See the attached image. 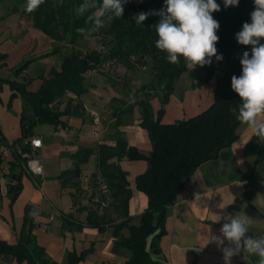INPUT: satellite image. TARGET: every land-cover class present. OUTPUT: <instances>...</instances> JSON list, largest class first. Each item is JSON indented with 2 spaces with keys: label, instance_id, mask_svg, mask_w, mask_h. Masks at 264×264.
<instances>
[{
  "label": "trees",
  "instance_id": "obj_1",
  "mask_svg": "<svg viewBox=\"0 0 264 264\" xmlns=\"http://www.w3.org/2000/svg\"><path fill=\"white\" fill-rule=\"evenodd\" d=\"M12 2L9 8L11 13H22L29 18L36 28L44 36L53 41H62L74 45L80 37L98 36L99 31H90L92 23L87 21V16L96 12L95 9L78 15V7L83 0H44V2L32 13L25 8L27 0H0V2ZM221 10L212 15L220 28L217 31L219 41L216 44L218 54L223 55V60L216 61L212 58L211 65L196 66L190 70L180 57V63L171 64L166 59L167 53L155 47L158 39L155 29L152 27L158 23V15H150L142 25L137 26L133 16L140 12H158L164 7V0H128L124 4V12L121 18H114L106 24L102 33L108 42L105 52H98L93 48L88 52L72 50L70 53H61V49L50 47V51L40 53L30 58L22 59L11 69L12 74L6 78L0 77V86L7 84L12 90L11 97L19 94L30 107V113L21 115L22 138L17 144L20 152L13 150L12 158L8 161L11 185L8 192L12 199L21 189V175L24 171L25 158L22 154L29 151V138L32 137L33 128L41 124L55 125V127H68L61 120L62 116L79 115V105H72L68 99L63 108H60V99L66 93H73L76 97L87 93L85 74L89 71L109 70V67H117L122 62H129L131 57H148L152 62L154 79L148 84L139 87L144 92L146 99L137 100L135 105L140 107L139 125L148 133L151 152L146 154L140 149L128 145L123 137H118L112 145L98 144L96 150L97 176L109 190V196L113 202L121 208L124 220L115 225L114 248L123 247L130 251L129 258L124 264H157L152 255L159 252V239L166 232L164 224L166 211L174 202L176 195L183 190V186L191 179L197 167L216 156L231 146L237 138L236 131L241 124L230 111L238 106L241 101L238 95L231 89V77H239L242 73L240 59L244 51L250 52V47L239 45L235 34L242 28L244 22L250 21V13L254 10V0H240L238 6L224 7V0H216ZM78 29H85L84 32ZM61 54L60 68L51 67L48 76H41V84L37 90L28 89L32 79L23 76V72L29 64L37 59ZM7 53H0V69L5 67ZM107 61L112 62L108 68ZM106 68V69H105ZM107 71H103L106 72ZM189 75V85L192 89L200 88L215 79V92L213 102L208 108L196 113L195 116L173 123H162L161 115L168 103L169 96L178 88V92L187 87L185 81H181L183 74ZM21 76L23 80L17 79ZM151 96L161 93L162 108L154 114L149 103ZM132 109V105L128 107ZM247 149L256 152V161L264 160V143L252 136ZM87 151L83 150L73 155L75 164L72 169L61 173L63 185L72 178H78L80 165L84 161ZM0 156V161H1ZM145 160L146 169L135 178V187L147 197V206L140 214L138 225H128V237L123 236L118 229L130 220L127 214L128 200L131 196L127 175L120 168L119 161ZM244 182V199L250 201L257 188V180L261 179L257 174H245L241 177ZM71 180V179H70ZM76 184V182L74 183ZM240 201H238L239 203ZM38 211L31 204H27L24 210L23 227L18 234L15 244H9L0 238V259L12 258L18 263L26 264H59L47 257L45 249L41 248L30 231L35 226L34 218L30 213ZM87 224L98 227L96 219L91 214L87 216ZM101 228V227H98ZM151 237L148 245L147 240ZM89 251L66 254V264H78Z\"/></svg>",
  "mask_w": 264,
  "mask_h": 264
},
{
  "label": "crops",
  "instance_id": "obj_2",
  "mask_svg": "<svg viewBox=\"0 0 264 264\" xmlns=\"http://www.w3.org/2000/svg\"><path fill=\"white\" fill-rule=\"evenodd\" d=\"M30 35L31 33L27 31L22 32L20 38H14L18 47L11 43L7 49L1 48L3 43L0 40V53H7L4 61L6 66L0 69V77L6 78L12 74L11 69L18 64L9 62L11 53H14L13 48L22 50V47H25L23 41L25 39L29 41L32 37ZM44 38L52 42V39L46 36ZM29 47L31 50L36 49L35 42ZM49 58L37 59L23 72L24 76L25 73H30L33 67L36 69L41 67L42 73L29 74L32 81L28 89L36 84V87L30 90H37L41 84L40 77L47 76L53 64H49L50 61H47ZM60 61L58 60L59 63ZM36 62H44L45 66H39ZM53 67L58 69L55 64ZM99 75L95 73L94 76ZM17 79L23 80L21 76ZM209 81L196 89L187 86L178 92V88L175 87L164 107L162 116L164 123L193 117L208 108L214 101L216 88L215 79ZM100 87L92 82L87 89L88 92L80 97L70 92L66 93L67 100L72 99L73 106L81 107L79 115L61 117V120L68 124L67 128L63 129L55 125H41L38 131H36L38 125L33 128L32 136L42 137L40 156L44 164V173L37 182L23 172L20 177L21 189L13 199L12 194L8 192L11 185L8 179V161L11 160L12 155L0 154L2 158L0 238L9 244L17 242L18 234L24 224L25 206L31 204L38 211V215L34 218L35 226L30 233L35 237L36 243L45 249L47 257L59 264H66V254L72 251L78 254L89 251L78 264H124L130 255L129 250L123 247L115 249L113 246L115 225L124 220L121 208L112 201L109 193L100 190L99 182L97 188H92L88 180L93 177L92 175L97 174L95 167L97 145L101 143L113 145L118 137L125 138L129 143L126 130L129 125H133L131 114L136 111L139 112L137 121L138 119L140 121V107L135 105L136 101L121 97L116 90L110 93L107 86ZM11 93L12 90L8 85L0 86V143L12 142V150L21 151L17 142L22 138L20 118L23 110L17 107V110L12 112L9 108L11 106L15 109L16 102H21L22 99L19 94L11 97ZM65 103L59 104L60 108H63ZM130 104L132 109L123 111ZM91 112L98 121L94 122ZM236 135L237 138L231 146L224 148L216 158L197 167L191 179L183 186V190L167 208L164 224L166 232L159 239V252L152 255V259L157 264H224L222 252L217 248L216 243L211 241L213 236L220 235L219 229L224 223L223 219L216 222L217 215L245 214L250 218L247 235L264 236V189L261 188L264 173H259L260 165L264 160L257 162L256 152L247 149L249 139L253 135L246 125L240 124ZM246 141H248L246 144L242 143ZM82 149L87 151V154L84 155V161L80 165L79 177L70 178L71 180L63 185L62 179L58 176L74 167L73 155ZM151 149L152 145L140 148L146 154L150 153ZM46 153L51 164L44 162L43 155ZM118 163L121 170L126 173L128 187L131 189V196L127 202V214L130 220L127 225L118 229V232L128 237V225L139 224V216L148 204L146 195L135 187V178L146 169L147 162L141 159H122ZM251 173L257 174L261 179L256 182L257 188L251 200L246 201L241 177ZM93 199L101 200L104 205L99 202L94 203ZM224 206L226 207L223 208ZM89 214L96 219L95 222L101 228L87 224L86 218ZM150 239L151 237L148 238L147 245ZM258 260L257 256L241 253L233 257L232 264H258ZM0 264H26V262L18 263L9 257L1 258Z\"/></svg>",
  "mask_w": 264,
  "mask_h": 264
},
{
  "label": "clouds",
  "instance_id": "obj_3",
  "mask_svg": "<svg viewBox=\"0 0 264 264\" xmlns=\"http://www.w3.org/2000/svg\"><path fill=\"white\" fill-rule=\"evenodd\" d=\"M44 0H27L25 10L35 11ZM128 0H83L78 7V15L95 9L87 21L92 23L90 31H99L114 18H121L124 4ZM240 0H224V7L238 6ZM221 6L216 0H164V7L158 12H140L133 16L137 26L143 24L150 15L160 17L155 29L158 39L155 47L167 53L166 59L171 64H179L184 58L186 66L193 70L196 66L204 67L223 60L218 54L216 44L219 41L217 31L219 22L213 13ZM250 21L244 22L235 39L239 45L250 47L240 59L242 73L231 77V89L241 103L230 109L236 120L249 129L251 135L264 143V0H254V10ZM84 32L85 29H78ZM251 140V139H249ZM248 140V141H249ZM246 142H242L246 144ZM227 206V205H226ZM224 206L223 208H225ZM35 216L36 213H30ZM216 222L224 220L219 229L220 235L213 236L217 248L222 252L224 264H232L233 257L247 253L259 257L258 264H264V236H249V217L245 214L231 213L217 215Z\"/></svg>",
  "mask_w": 264,
  "mask_h": 264
},
{
  "label": "rangeland",
  "instance_id": "obj_4",
  "mask_svg": "<svg viewBox=\"0 0 264 264\" xmlns=\"http://www.w3.org/2000/svg\"><path fill=\"white\" fill-rule=\"evenodd\" d=\"M12 6V2L6 1V2H0V40H2L1 42L2 47L1 48H8V45H10L11 43L13 45H15V39L14 38H20L21 37V33L22 32H29L31 33L30 36L31 39L28 41L27 39H25L24 45L25 47H22V50L16 49L15 47H18V44L15 45V47L13 48L14 53H11L12 56L9 60V62L12 63H19L20 60L25 59V58H30L32 56H36L40 53L46 52V51H50V47H56L61 49V53H70L72 50L75 51H90L93 50V48L95 49H100L99 47H103L105 49V51L107 50V45L108 42L106 41V35L104 33H102V30H104L103 27L99 30V35L96 36H92V37H80L78 38V40L76 41V43L74 45L71 44H67L65 41L64 42H60V41H53L52 42H48V40L46 38H44L42 32H40L39 30H37L36 28L34 29L33 24L31 22V20L29 18H27L26 16H24L22 13H11L10 12V7ZM34 33V34H32ZM11 38H8V37ZM33 38L35 40H33ZM5 39H7L5 41ZM35 42L36 45V49L31 50L29 46H32V44ZM50 43V44H49ZM23 45V44H22ZM20 47V46H19ZM29 47V48H28ZM10 51V50H9ZM11 52V51H10ZM22 56V57H21ZM134 59H129V62H122L121 64H119L117 67H109V70H103V69H93V71H89L85 74V84L87 85V89L90 87V84L92 82H95V84H97V86H101L100 88H102V86H107V90H109L110 93L114 92V90L117 91V93L121 96V97H126L127 99L136 101L139 99H146L144 96V92L139 89V87L143 84H148L149 82H151V80L154 79V72H153V68H152V62L148 57H133ZM58 60H61V54H57L55 55V57L50 56L49 59H47V61L51 64L52 66H57L58 70H59V62ZM39 63L40 65H44V62H36V64ZM106 69V68H105ZM38 70V71H37ZM45 71V70H44ZM103 71H107L103 72ZM37 73H42L41 71V67H33L32 70H30V73H25V77L29 78V74L30 75H35ZM49 73V72H48ZM47 73V76H48ZM95 73L100 74L98 77L94 76ZM97 77V79H96ZM31 79V78H30ZM94 80V81H93ZM181 81H185L186 85H189V75L187 73L183 74V76L181 77ZM211 81H209V85ZM7 85V84H4ZM36 87V84H33V86L31 88ZM30 88V89H31ZM153 94V92H151L150 94V100L149 103L152 107V110H154L155 114L157 112V110L159 108H162L163 104L161 102V93L158 94V96L154 95L151 96ZM21 97V96H20ZM115 97V95H114ZM21 102H16V108L13 109L10 106V111H16L17 107H21L23 110V115L24 114H29L30 113V107H28V105L26 104L25 100L21 97ZM67 100V94L65 96H63L60 99V104L65 103ZM134 102V103H136ZM131 105V104H130ZM129 105V106H130ZM128 108L125 107L123 109L127 110ZM167 114V113H166ZM139 115V112H135L134 114H131V118L133 119V125H129L127 127V134H128V145L130 146H134L138 149H143L146 148L147 146H150V141H149V137H148V133L147 131H145V129L143 127H141L139 125V119L137 121V118ZM135 116V117H133ZM163 116V114L161 115V117ZM139 118V117H138ZM136 119V120H134ZM164 117L161 118V122L164 123L165 121H163ZM41 125H50V124H38V127H36V131H38V128ZM44 158V162H48L50 163V159L47 156V153L43 155ZM51 164V163H50ZM137 165V164H136ZM135 165V166H136ZM258 170V169H257ZM259 173H264V162L261 163L260 168H259ZM93 177L89 178V184L92 186V188H97L98 187V182H99V178L96 177V175H92ZM261 188L264 189V182L261 183Z\"/></svg>",
  "mask_w": 264,
  "mask_h": 264
},
{
  "label": "built area",
  "instance_id": "obj_5",
  "mask_svg": "<svg viewBox=\"0 0 264 264\" xmlns=\"http://www.w3.org/2000/svg\"><path fill=\"white\" fill-rule=\"evenodd\" d=\"M100 49H97L98 52H105V49L103 47H99ZM131 59H134L131 57ZM112 62L107 61L106 67L110 66ZM90 115L93 117L94 122L98 121L95 114L93 112L90 113ZM42 147V137L41 136H32L29 138V151L25 152V154H22V156L25 158V162L23 163V169L25 173L30 175L32 178H34L36 181L41 180V177L44 173V164L42 163V158L40 156V148ZM13 143L12 142H5L0 143V154L3 156L10 155L13 151ZM20 152V151H18ZM99 178L100 183V190L103 192L109 193V190L107 189L106 185L101 181V178ZM38 182V181H37ZM94 203H100L104 205V203L99 199H93Z\"/></svg>",
  "mask_w": 264,
  "mask_h": 264
}]
</instances>
